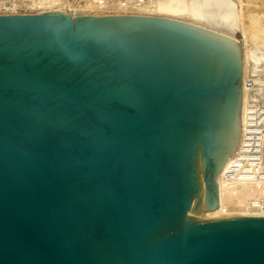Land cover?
<instances>
[{
	"label": "water",
	"instance_id": "obj_1",
	"mask_svg": "<svg viewBox=\"0 0 264 264\" xmlns=\"http://www.w3.org/2000/svg\"><path fill=\"white\" fill-rule=\"evenodd\" d=\"M240 40L186 20L0 15V264H264L218 203Z\"/></svg>",
	"mask_w": 264,
	"mask_h": 264
},
{
	"label": "bare ground",
	"instance_id": "obj_2",
	"mask_svg": "<svg viewBox=\"0 0 264 264\" xmlns=\"http://www.w3.org/2000/svg\"><path fill=\"white\" fill-rule=\"evenodd\" d=\"M237 1L239 3H236ZM247 1H251L248 4H253L255 6L260 7L261 12L257 13L255 15V17L258 18L257 19V23L259 24V22H258L259 19H260V22L264 21V8H262V7H264V3H259L260 0H247ZM37 2H38V4L35 7L38 8L40 6L39 9H41V8L45 9V7L49 8L48 6L51 7L52 4L57 2V1L56 0H43V1L38 0ZM58 2H57V4H58ZM242 2H243L242 0H150L149 2H146L145 5L141 4L140 6H136L135 8L131 9L132 10L131 14H134V12L145 13L143 15H150V14L154 13V14H157V15H159L161 17H167V18H172V17H176L177 18V17H179L178 19H180V20H182L180 17H183V19L189 17V20H191V21L193 20L194 23H197L199 25L200 24L201 25L202 24L205 25L204 20H203L204 17L205 18L208 17L207 20L211 21V19L209 20V18H214L213 15L216 14V17H215L216 19L214 18L215 23L218 24V25L219 24L222 25L223 23H225V25H226V24H229V23H226L229 18H230L229 20L233 19V21H231V23L234 22L235 21L234 19H236L237 17H239L237 19L240 20V16H238L239 12H238L237 16H236V12L238 10L239 11L241 10L240 7L242 6ZM35 4H36V1H35ZM55 4H54V6H55ZM93 4L95 5V3H93ZM93 4L91 3L90 6L91 5L93 6ZM93 7L98 9L97 6H93ZM58 8H59V6H58ZM95 8H93V9H95ZM102 8H104V7H102ZM209 8H211V10L213 9V11L214 10L216 11L214 14H213V12L210 13V14H213L212 15L213 17L209 16L210 14L208 13V11H207L208 16L206 15L207 17L204 16L205 14L203 15V13H206L205 10L209 9ZM100 10H102V12H104L103 9L100 8ZM95 11H93V12H95ZM99 11H97V12H99ZM115 12H117L119 14L118 10H115ZM140 13H138V14H140ZM221 13H222V16H224L223 18H225V20H227L226 22L224 20H222V21L220 20L219 21V19L222 18V17H218L217 18L218 15L221 16ZM240 13H241V11H240ZM186 15H188V16H186ZM233 16L234 17L236 16V18H233ZM255 17H254V20L256 19ZM208 21H206V22H208ZM255 21H253V22L251 21V22L254 23ZM235 23L236 22H234L233 25ZM257 23H255V24H257ZM210 24L213 27L214 23L212 24V21H211V23H209V25ZM218 25H216V26L218 27ZM250 25L253 26L252 24H250ZM230 26L231 25L229 24L228 27H230ZM251 26H248V27H251ZM239 27H240V25H239ZM256 27H258V26H256ZM233 28H234V26H233ZM243 28H242V30H243ZM253 28H255V27H253ZM260 28H264V26H262ZM211 29L217 30L218 32H222L224 34H228L229 36L234 38V36L229 34L230 32L226 33V32H223L221 30H218L216 28H211ZM255 29H253V30H255ZM244 31H245V28H244ZM247 33H246V35H247ZM259 33H261V34H259ZM259 33L256 32V34H259L258 35L259 37L264 36V31L261 30V32L259 31ZM242 34H244V33H242ZM246 35L244 34L243 35L244 36L243 40L242 41L240 40V42L242 44V48H243V67H242V72H243V76H242V92H243V96H242V103H241V116L242 117H243V113H244V109H245L244 107L246 106V104H248L247 101L248 102L249 101H251V102L257 101L259 103V100L262 99V95H264V88H262V87H264V78H254V80L258 83L257 87H259V88H255L256 87L255 84H254L255 85L254 89L251 90V88H250V90H251V91L249 90L250 92H248V89L245 88L246 75H247L248 71H250V70H248V68H249L248 65H247L248 64V61H247L248 59L246 57L247 56V54H246L247 52L246 51H248L249 49L246 50V48H247V45L249 47L250 42L252 44V39H250L251 41L247 40L246 38L248 37V35H247V37H246ZM248 41H250V42L248 43ZM252 50H254V49H251V51H249V52H252ZM253 52H255V50ZM253 52L250 53V54H252L251 56H253ZM248 55H249V53H248ZM257 55L259 56V54H257ZM254 58H255V56H254ZM255 59H257V58H255ZM259 59H258V63H259ZM249 61H250V67H251L252 66L251 65V61L252 60H249ZM254 61H256V60H254ZM254 61H253V63H255V65H256L257 63L254 62ZM257 66L260 67V65H257ZM257 68L255 67V69H257ZM260 68H262V67H260ZM259 70H262V69H259ZM251 71H250V73H248V75H252L251 73L254 74L255 72H256V75H257L258 69H257V71L256 70H254V71L251 70ZM260 72H259V74H260ZM262 72H264V71H262ZM262 74H264V73H262ZM256 75H254V76L256 77ZM260 76L258 75V77H260ZM262 102H264V99H262ZM232 156H233V152L230 153V155L228 156V159H230ZM228 159H227V161H228ZM226 164H227V162H225L223 165L225 166ZM224 166L221 168L220 172L216 175L217 192H218V203H217L216 207L213 208V209H209V210H203V207H202L201 210L199 211V214H192V217L214 218V217H237V216H256V217L257 216H264V214H259V213L257 214L255 212H250L248 210V208H247L248 207V203H249L248 201H249L250 198L255 197V196H264V184H262L260 182L235 183V182H232V181L223 180L221 178V173L223 171ZM235 208L237 209L235 211L236 213L233 212L234 211L233 209H235ZM232 214H235V215H232Z\"/></svg>",
	"mask_w": 264,
	"mask_h": 264
},
{
	"label": "built area",
	"instance_id": "obj_3",
	"mask_svg": "<svg viewBox=\"0 0 264 264\" xmlns=\"http://www.w3.org/2000/svg\"><path fill=\"white\" fill-rule=\"evenodd\" d=\"M36 0H0V15L24 14L34 11ZM67 0H60L62 6ZM148 0H80L84 3H95L106 7L105 14H130L135 6ZM134 6V7H133ZM37 8V7H36ZM255 84L252 78H246L245 88ZM241 116L240 137L233 156L228 159L221 173L223 180L235 183L260 182L264 184V103H248ZM248 210L264 214V196H255L248 201Z\"/></svg>",
	"mask_w": 264,
	"mask_h": 264
},
{
	"label": "rangeland",
	"instance_id": "obj_4",
	"mask_svg": "<svg viewBox=\"0 0 264 264\" xmlns=\"http://www.w3.org/2000/svg\"><path fill=\"white\" fill-rule=\"evenodd\" d=\"M38 0H36V4H35V2H34V7L35 6H37V4H38V2H37ZM41 1H43V0H41ZM57 2L58 1H60V0H56ZM80 0H67L65 3H64V5H63V7H64V9L62 8V6H60V5H58L57 4V2H55V3H53L52 4V6L50 7V6H48L49 8H46L45 7V9L44 8H41V9H39L40 8V6L38 7V8H36L35 7V9H34V11L33 12H31V13H41V12H44V10L45 11H48V10H59V11H63V12H66V13H68V14H71V15H76V14H92V15H105V10L104 9H106L105 7L104 8H102V6L100 7L99 5H94L92 2V4H93V6H97L98 7V9L97 8H95V7H93L92 5L90 6V4L91 3H89L88 5L86 4V3H84V2H79ZM150 0H148V1H146V2H149ZM243 2H242V6L240 7L241 8V13H240V11L238 10L237 12H236V16H237V14H238V12H239V14H238V16H240V20L239 19H237V18H239V17H237L236 18V16L234 17L233 16V18H236V19H234L235 21L234 22H236L234 25H233V23L234 22H232L231 23V21H233V19H231V20H229L228 19V21L227 20H225V18H223L224 16H222V13H221V16L220 15H218L217 16V18L218 17H222V18H220L219 19V21L221 20H224L226 23H229L231 26L230 27H228L229 26V24H226L225 25V23H221L222 25H218V24H216L215 23V21H214V18L216 17V14L215 15H213L216 11L214 10L213 11V9L211 10V8H209V9H206L205 10V12L206 13H203V15L204 16H208V13L210 14V13H212L213 12V14H210L209 16L211 17L212 15L214 16V18H209V20L211 19V21H212V24L214 23V25H213V27H212V25L210 26L209 25V23H211V21H208L207 20V18H203V20H204V23H205V25L204 24H200L201 26H207V27H209V28H216V29H218V30H221V31H223V32H226V33H229V34H231L232 36H234L235 38H237L238 40H243V35L245 34L246 35V33H247V35H248V37H247V35H246V39L247 40H250V39H252V44H251V40L250 41H248V43L250 42V45H249V47H248V45H247V48H246V50H248V51H246L247 53V61H248V67L250 68H248V70H256L257 71V69H258V71H257V75H256V72L253 74V73H251L252 75H248V73H250V71H248V73H247V75H246V78H252L253 80H254V78H264V74H262V73H264V72H262V71H264V36H262V37H259L258 35L259 34H261V33H259V31L261 32V30L262 31H264V28H260V27H262V26H264V21H261L260 22V19H259V24L257 23V19L258 18H256L255 17V15L257 14V13H260L261 12V10H260V7H258V6H255V5H253V4H248L249 2H251V1H247V0H242ZM146 2H144L142 5H145L146 4ZM246 2V3H245ZM59 3V2H58ZM236 3H239L238 1L236 2ZM253 3V2H252ZM259 3H264V0H260V2ZM54 4H55V6H54ZM86 4V5H85ZM58 6H59V8H58ZM89 7V8H88ZM91 7V8H90ZM101 9H103V11L104 12H102V10H100V8ZM136 7V6H135ZM134 7V8H135ZM93 8H95V9H93ZM239 8V9H240ZM243 8V9H242ZM262 8H264V7H262ZM96 10V11H95ZM100 10V11H99ZM211 10V11H210ZM93 11H95V12H93ZM97 11H99V12H97ZM207 11H208V13H207ZM113 12H115V11H113ZM133 13V12H132ZM138 13H140V12H134V14H138ZM115 14H118L117 12H115ZM130 14H131V12H130ZM143 14H145V13H140V15H143ZM241 14V15H240ZM150 15H154V16H159V15H157V14H150ZM186 16H188V15H186ZM212 16V17H213ZM256 18L255 20H254V17ZM173 19H178L179 17H172ZM182 20H186V21H189V22H191V23H194L193 22V20L191 21V20H189V17H187V18H184L183 19V17H180ZM216 19V18H215ZM253 19V20H252ZM208 21V22H206V21ZM218 20V19H217ZM253 22V21H255L254 23H252L251 21ZM214 21V22H213ZM223 21V22H224ZM241 22V23H240ZM250 22V23H249ZM207 23V24H206ZM255 23H257V24H255ZM262 23V24H261ZM194 24H197V23H194ZM250 24H252L253 26H251ZM197 25H199V24H197ZM216 25H218V27L216 26ZM239 25H240V27H239ZM233 26H234V28H233ZM237 26V27H236ZM248 26H251V27H248ZM256 26H258V27H256ZM232 27V28H231ZM245 28V31H244V28ZM248 27V28H247ZM253 27H255V28H253ZM242 28H243V30H242ZM241 29V30H240ZM248 31H247V30ZM253 29H255V30H253ZM261 29V30H260ZM259 30V31H258ZM244 31V32H243ZM246 32V33H245ZM256 32H258L259 34H256ZM242 33H244V34H242ZM250 36V37H249ZM251 49H254L255 50V52H253L254 50H252V52H253V56H251L252 54H250V53H252V52H249V51H251ZM248 53H249V55H248ZM257 54H259V56L256 55ZM251 56V57H250ZM254 56H255V58H257V59H255L254 58ZM253 58V59H252ZM260 58V59H259ZM258 59H259V63H258ZM249 60H252L251 61V67H250V61ZM254 60H256V61H254ZM253 61L254 62H256L257 64L255 65V63H253ZM262 63V64H261ZM257 65H260V67H262V68H260L259 66H257ZM262 65V66H261ZM254 66V67H253ZM255 67L257 68V69H255ZM253 68V69H252ZM259 69H262V70H259ZM262 73H261V72ZM252 72V71H251ZM259 72H260V74H259ZM262 74V75H261ZM254 75H256V77L254 76ZM258 75L260 76V77H258ZM255 81V80H254ZM255 85H256V87L255 88H259V87H257V85H258V83L255 81ZM255 85H253L252 87H250L251 88V90L252 89H254V86ZM250 88H247L248 89V92H250L251 90H250ZM261 88V87H260ZM262 88H264V87H262ZM250 90V91H249ZM262 99H264V95H262ZM262 99H260L259 100V103L257 102V101H253V102H251V101H247V103H253V104H260V103H264V102H262ZM261 101V102H260ZM234 210V211H233ZM232 211L234 212V213H236L235 211L237 210L236 208L235 209H233ZM231 215V214H230ZM232 215H235V214H232Z\"/></svg>",
	"mask_w": 264,
	"mask_h": 264
}]
</instances>
